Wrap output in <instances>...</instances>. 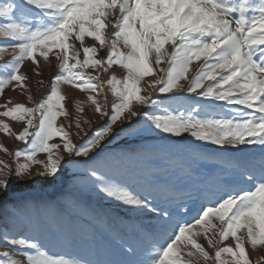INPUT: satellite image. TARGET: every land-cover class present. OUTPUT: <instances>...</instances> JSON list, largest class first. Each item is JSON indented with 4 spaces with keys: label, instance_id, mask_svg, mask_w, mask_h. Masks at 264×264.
<instances>
[{
    "label": "snow or ice",
    "instance_id": "1",
    "mask_svg": "<svg viewBox=\"0 0 264 264\" xmlns=\"http://www.w3.org/2000/svg\"><path fill=\"white\" fill-rule=\"evenodd\" d=\"M0 19L5 21L0 22V38L14 42L0 44V60L9 51L12 57L0 64V95L10 85H14L13 90L27 87L28 77L21 73L25 60L37 66L36 75H40L38 55L48 61L52 54L58 61L49 93L34 107L16 104L8 108L10 99L0 104L4 109L0 116L25 122L15 138L27 145L12 152L0 143V151L14 161H25L12 169L9 161L0 158V201L8 194L13 177L15 182H23V177L32 175L35 165L43 169L37 175L58 177L64 156L59 155L61 144L50 143L57 137L69 157L91 155L92 159L103 151L106 137L115 138L141 122L163 133L176 137L188 133L221 147L264 146V0H12L0 2ZM109 26L111 33L107 32ZM86 37L92 39V45L85 46ZM103 48L107 56L98 58ZM201 59L204 64L185 89L180 81L188 79L193 61ZM165 61L167 68L158 69L163 75L149 86L161 94L184 90L194 93L197 99L161 107L166 105L165 100H157L151 92L142 94L141 82L156 73L154 66ZM113 65L126 70L124 79L113 75L105 82L99 74L88 71L91 68L107 73ZM218 69L227 74L221 75ZM208 80L214 83L205 87ZM105 83L118 100L112 103L110 113L103 92ZM62 84L95 93L88 96V101L98 114L108 117L80 145L73 142L72 133L63 124L57 123L61 116L69 115ZM224 85H228L227 89ZM28 99L32 100L31 95ZM170 99L179 101L181 97ZM202 100L240 105L250 111L235 108L233 115L222 116ZM133 103L147 110L135 111ZM76 108L83 113L81 102L76 103ZM121 120L127 127L114 132V125ZM84 122L92 123L88 119ZM75 126L82 130L79 118ZM0 129L6 135L13 134L2 120ZM41 153L46 154V160L37 159ZM91 175L97 177L96 171L92 170ZM97 178L107 196L158 212L165 223L173 219L167 210L154 206L146 197ZM240 183L245 186L231 188L216 202L203 206L194 220L177 221L167 240L154 244L140 264H260L264 257L251 260L245 245L252 250L264 247V167L259 173L245 168ZM201 235L214 254L199 243ZM229 238L234 240V246H222ZM0 242L8 249L0 252V264H81L50 253L35 237L6 230Z\"/></svg>",
    "mask_w": 264,
    "mask_h": 264
},
{
    "label": "rangeland",
    "instance_id": "2",
    "mask_svg": "<svg viewBox=\"0 0 264 264\" xmlns=\"http://www.w3.org/2000/svg\"><path fill=\"white\" fill-rule=\"evenodd\" d=\"M0 2H12V0H0ZM15 2L19 3L20 0H15ZM0 22L5 21L0 19ZM112 31L113 29L109 26L107 32L111 33ZM4 43L14 42L0 38V44ZM84 43L85 46H90L93 41L91 38L86 37ZM123 51L126 52L127 49H123ZM168 51H172L171 46H169ZM106 56L107 49H100L98 58ZM11 58L9 51L0 60V64L11 60ZM80 59H84L83 52H81ZM37 60L39 61L38 71L40 75H36L37 66L31 60H25L21 73L28 77L25 81L27 87H16L13 90L14 85H10L5 89L3 95H0V104L10 99L11 103L7 105L8 108H12L16 104L34 107L42 98L47 96L53 77L58 72V61L52 54H50L48 61H45L39 55ZM204 62V59L193 61L187 74L188 79L180 81L185 89L197 69ZM154 67L157 68L156 73L145 77L141 82L142 94L151 92L157 100H165L166 105L161 107L167 106V103H172L175 106L179 103L197 99L194 93L189 94L184 90L166 94L154 91L149 85L163 75L158 69L159 67L167 68V61ZM88 71L92 72L93 75L99 74L105 82L113 75L117 79H124L126 76V70L118 65H113L107 73L102 72L100 69L93 70L91 68ZM217 71L221 75L227 74L224 70L218 69ZM217 79H219V75ZM213 83L214 81L208 80L205 82V87ZM227 87L228 85H224L225 89ZM61 91L66 97L64 104L69 115L67 117L61 116L57 123L58 125L63 124L72 133L73 142L80 145L91 137L96 129L101 128L107 122L108 117L98 114L95 111V106L88 101V96L95 95V93L81 91L68 84H62ZM200 91H203V89ZM103 92L107 95V111L110 113L112 103L118 102V100L106 83ZM29 95L32 97L31 101L28 99ZM175 96H179L181 99L179 101L170 99ZM97 99H101V97H97ZM77 102H81L84 108L83 113L78 112ZM201 103L211 104L212 108L222 116L233 115V109L235 108L243 109V106L227 105L220 101L202 100ZM3 110L0 109V111ZM133 110L143 112L147 109L142 105L133 103ZM77 118L80 119L82 130L75 126ZM85 119L90 120L92 123L90 125L85 123ZM0 120L9 124L13 133L12 135H6L0 129V143H3L12 152L26 148L25 143L15 138V134L23 131L26 126L25 122L14 121L4 116H0ZM121 126L127 127L124 120L118 121L114 125V132L119 131ZM35 130V128L30 129V131ZM76 133H79V135H76ZM85 133L87 134L85 135ZM50 143L61 144L59 155L64 156L61 173L54 179L47 176L41 177L37 173L43 171V169L39 165H35L32 169V175L23 177V182L17 183L13 177V183L8 194L0 201V236L7 230L18 236L37 238L32 220L35 209L46 198H51L56 200L61 208L73 211V207L67 204L61 196L62 193H73L75 196L91 200L100 208L109 211L114 219V224L120 231L121 236L114 235L111 232L107 234V241L117 257V262L111 263L108 260V264H140V261L148 257L154 244L163 243L167 240L177 221L194 220L203 206L216 202L231 188L244 187L245 185L240 181L245 168L254 169L259 173L261 168L264 167V146L259 144L237 147L225 145L221 147L209 141L197 140L188 133L181 137L163 133L154 128L146 127L143 122L136 124L135 128L129 131L120 133L115 138L106 137L102 142L103 151L96 150L100 151V154L95 159L103 160L98 166L91 164L95 161L91 158V155L89 157H69L64 152L63 142L59 137L53 139ZM127 147L139 157V161L156 169L151 174V181L140 180L138 177H129L126 173H120V167L125 163L124 150ZM0 158L9 161L12 169L25 162L23 158L14 161L11 156L3 151H0ZM37 159L46 160V154H39ZM92 170L96 171L97 177L102 178L104 181L124 187L133 195L146 197L154 206L167 210L173 219L165 223L163 219L159 218L158 212L142 210L138 206L125 204L107 196L101 191L100 180L91 175ZM15 201H17V205ZM3 223H7V225ZM48 232L57 235L51 229ZM198 241L209 253L214 254V249L208 246L207 240L202 235L198 237ZM234 243V240L229 238L222 246H234ZM44 246L52 254L73 258L80 261L81 264H103L99 257L89 261L73 254L58 253L53 249H48L45 244ZM245 246L249 250L251 260L256 261L260 257H264V247L252 250L250 245L246 244ZM5 250L8 249L4 248L2 242H0V252ZM69 253H71L70 250ZM19 258L23 259V257ZM224 258L230 259L228 256ZM260 264H264V260H260Z\"/></svg>",
    "mask_w": 264,
    "mask_h": 264
},
{
    "label": "trees",
    "instance_id": "3",
    "mask_svg": "<svg viewBox=\"0 0 264 264\" xmlns=\"http://www.w3.org/2000/svg\"><path fill=\"white\" fill-rule=\"evenodd\" d=\"M124 155L125 163L120 167V173L151 181V174L155 168L139 161V157L132 153L129 147L124 150ZM99 160L101 159H95L91 164L98 166L103 161ZM61 196L73 207V211L61 208L56 200L46 198L35 209L32 218L37 238L48 249L58 253L73 254L89 261L99 257L103 264H108V260L111 263L117 262V257L107 241L108 232L121 236L111 213L91 200L75 196L73 193H62ZM50 229L57 235L49 234Z\"/></svg>",
    "mask_w": 264,
    "mask_h": 264
}]
</instances>
